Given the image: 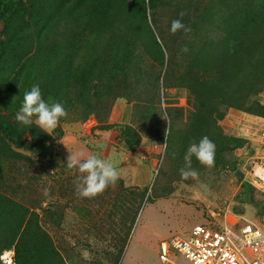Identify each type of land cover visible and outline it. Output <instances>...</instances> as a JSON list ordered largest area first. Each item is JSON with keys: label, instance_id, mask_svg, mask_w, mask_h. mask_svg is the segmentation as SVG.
<instances>
[{"label": "rangeland", "instance_id": "rangeland-1", "mask_svg": "<svg viewBox=\"0 0 264 264\" xmlns=\"http://www.w3.org/2000/svg\"><path fill=\"white\" fill-rule=\"evenodd\" d=\"M18 1L23 9L28 4ZM98 1L129 5L123 18L113 16L112 21L120 29L130 24L131 32L83 35L77 60L81 56L85 67L105 64L108 43L116 36L129 39L119 98L106 117L100 114L115 130L131 124L152 144L142 160L146 182L129 186L121 180L139 192L146 188L141 209L127 232L136 205L120 192L119 182L92 199L76 194L75 181L82 174L67 169L59 140L70 128L87 133L85 122L93 124L95 117L84 118L81 105L60 102L67 116L47 133L51 156L38 158L0 139V256L13 250V264H188L172 251L162 262V244L186 237L219 204L264 229V195L255 188L250 195L242 185L255 162L264 165V149L247 138L264 129V110L261 115L247 111L251 103L264 109V0ZM140 6L143 12L138 13ZM23 9L13 16L0 13V119L29 140L27 126L15 116L30 89L20 92L12 75L35 46L33 32L18 31L26 17ZM181 11L187 12L183 23L190 31L172 34L171 21ZM18 33L10 46L9 39ZM159 74L156 90L147 80ZM135 95L158 101L150 121L140 119ZM211 103L215 111L207 109ZM204 135L216 144L215 167L205 168L193 157L199 179L182 181L179 169L189 142Z\"/></svg>", "mask_w": 264, "mask_h": 264}, {"label": "trees", "instance_id": "trees-1", "mask_svg": "<svg viewBox=\"0 0 264 264\" xmlns=\"http://www.w3.org/2000/svg\"><path fill=\"white\" fill-rule=\"evenodd\" d=\"M26 2L28 4L23 9L21 1L0 0L1 15L4 13L7 16L17 15L23 9L26 17L22 16L18 31L24 35L33 32L36 36L35 46H32L33 49L24 64L12 71L14 80H18L17 89L24 92L32 85L39 84L43 98L51 96L55 101L72 107L81 105L84 118L87 115L95 117L97 129L103 131L113 129V126L106 125L103 121L105 118L100 113L104 111V117H106L116 99L119 98L124 83V63L131 48L129 39L128 37H114L111 44L108 43L109 52H107L106 63L86 67L80 65L81 56L77 60L78 50L81 49L79 41L86 34H111L116 30L131 32L130 24H125L124 28L120 29L112 21L113 16L123 18L127 14L129 5L124 7L123 4L118 6L116 1L105 3L98 0H26ZM141 9L140 6L138 13L143 12ZM16 37H20L19 33L9 39L10 46ZM149 68L154 69L152 65ZM6 74L9 75L10 72ZM159 78L160 74L156 76V80L153 76L149 77L147 85L152 84L151 87L156 85V90H158ZM16 84L17 82L12 83L13 86ZM135 102L141 109L140 119L150 121L153 108L158 101H142L135 95ZM213 105L214 103H211L207 109L212 110ZM263 110V107L257 103H251L247 107L249 113L258 115H261ZM117 131L119 142L129 151L135 152L142 137L135 134L131 124L123 125ZM27 133L29 140H23L22 134L13 123L0 119V139L5 144H12L30 151L38 158L52 155L51 135L45 133L34 123L27 126ZM47 141L50 143L47 144ZM117 182L120 183V192L129 194L127 196L133 202V206L136 205L132 207V213L129 215V222L126 226L127 232H130L138 211L141 209L146 188L139 192L136 187H124L120 179ZM242 185L244 190L251 195L254 191L253 187L246 182Z\"/></svg>", "mask_w": 264, "mask_h": 264}, {"label": "built area", "instance_id": "built-area-1", "mask_svg": "<svg viewBox=\"0 0 264 264\" xmlns=\"http://www.w3.org/2000/svg\"><path fill=\"white\" fill-rule=\"evenodd\" d=\"M86 126L97 125L95 120ZM247 138L264 149V129L252 132ZM244 181L264 195V165L255 162ZM211 216L192 227L184 238L175 237L162 244L159 258L168 261V255H178L188 264H264V229L254 222L230 214L225 205H215ZM14 251L0 256L2 264H13ZM171 264H176L171 262ZM179 264V263H177Z\"/></svg>", "mask_w": 264, "mask_h": 264}, {"label": "clouds", "instance_id": "clouds-1", "mask_svg": "<svg viewBox=\"0 0 264 264\" xmlns=\"http://www.w3.org/2000/svg\"><path fill=\"white\" fill-rule=\"evenodd\" d=\"M186 15V11H181L179 17L171 21L172 34L181 30L190 31L183 23V17ZM183 50L187 51V47ZM66 116L64 106L59 102H47L43 98L40 85L34 84L30 90L24 92L15 119L25 126L34 123L44 132L51 134L59 125L61 118ZM215 155L216 144L207 135L202 136L199 141L191 140L183 157L184 165L179 169L181 180L199 179V172L192 165L193 157L200 165L211 169L215 167ZM65 164L67 169H77L82 174L75 181L76 194L81 198L92 199L102 195L109 186H115L120 178L118 161L114 157L102 158L97 153L87 155L84 152L70 153Z\"/></svg>", "mask_w": 264, "mask_h": 264}, {"label": "crops", "instance_id": "crops-1", "mask_svg": "<svg viewBox=\"0 0 264 264\" xmlns=\"http://www.w3.org/2000/svg\"><path fill=\"white\" fill-rule=\"evenodd\" d=\"M96 126L89 129L87 133L76 128L63 130L64 133L59 143L60 150L66 158L70 153L78 152H84L86 155L97 153L102 158L114 157L118 161L119 179L125 184L141 186L143 182H146L148 173L144 169L142 160L146 154L150 153L152 144L144 141L146 138L142 137L137 150L131 152L119 142L117 130L103 131L97 129Z\"/></svg>", "mask_w": 264, "mask_h": 264}]
</instances>
